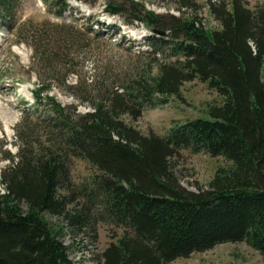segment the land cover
<instances>
[{"label": "trees", "instance_id": "obj_1", "mask_svg": "<svg viewBox=\"0 0 264 264\" xmlns=\"http://www.w3.org/2000/svg\"><path fill=\"white\" fill-rule=\"evenodd\" d=\"M10 5L0 0L4 25L10 22ZM56 9L63 19L67 6ZM126 9L109 5L106 12L127 11L132 23L167 32L145 37L146 53L157 62L165 55L164 60L157 74L150 70L147 78H127L116 90L91 79L87 86L106 90L87 100L92 110L86 113L56 102L48 95L56 78L43 81L36 72L42 83L33 92L35 111H24L18 153L5 156L12 164L0 181V264H75L62 240L65 228L55 229L45 214L79 231L96 233L99 219L121 228L122 237L103 252L104 264H170L240 242L264 259V5L253 11L245 0L212 3L210 12L221 24L214 32L197 17L164 16L137 3ZM31 48L40 67L44 55ZM197 79L224 100L210 106L211 119L177 123L166 137L146 136L123 120L138 121L146 108L166 105L168 96L180 97L184 84ZM40 117L43 141L35 142L28 124ZM182 149L224 157L233 167L219 169L208 190H187L171 167ZM74 158L99 172L79 192L71 186ZM79 195L86 202L79 203Z\"/></svg>", "mask_w": 264, "mask_h": 264}, {"label": "rangeland", "instance_id": "obj_2", "mask_svg": "<svg viewBox=\"0 0 264 264\" xmlns=\"http://www.w3.org/2000/svg\"><path fill=\"white\" fill-rule=\"evenodd\" d=\"M8 1L12 4L11 18H7L10 22L4 25L0 17V181L3 170L12 164L5 156L18 153L17 127L22 122L24 111H35L33 92L42 83L36 72L43 81L56 78L48 95L62 106L69 107L70 111L77 109L79 113L91 111V101L87 100H92L95 94L105 93L106 89L99 91L87 86L91 79L110 83L106 85L108 89L110 85L116 90L127 78H147L150 70L157 74V64L164 60L165 55L157 62L156 57L146 53L148 44L145 37L152 34L151 29L139 22L132 23L134 17L127 11L120 16L108 14L107 6L126 9L129 4L137 3L164 16L197 17L206 30L214 32L221 29V24L211 14V4L228 3L230 0ZM245 1L253 11L264 5V0ZM64 4L67 6L65 17L59 19L55 15L56 6ZM97 20L105 26L97 24ZM91 27L93 30H89ZM60 35L63 37L60 38ZM56 37L61 40L58 47L54 44ZM71 37L76 43L67 40H72ZM31 46H37L44 55L40 67L33 62L34 50ZM78 84V89L72 88ZM46 86L49 87L48 83ZM167 98L166 105L146 108L138 121H132L128 116H124L123 120L146 136L166 137L177 123L198 118L211 119L210 106H219L224 102L216 91L209 89L208 83L199 79L186 82L180 97ZM44 124L42 117L39 123L28 124L34 132L32 140L35 142L43 141L39 135L44 134ZM171 167L180 186L197 192L199 187L208 190L219 169L229 170L233 163L224 157L213 158L204 152L196 154L190 149H182L171 160ZM98 174L85 160L74 158L71 162V186L77 192L82 186H91L92 178ZM1 191H5L3 186ZM79 196V203L86 202L82 195ZM23 208L27 209L25 204ZM45 218L55 229L65 228L62 240L75 264H104L103 252L117 243L124 233L121 228L100 219L94 233L88 228L83 231L72 229L52 214H45ZM170 264H264V259L260 252L240 242L220 244L212 250L194 253L188 259L180 258Z\"/></svg>", "mask_w": 264, "mask_h": 264}, {"label": "water", "instance_id": "obj_3", "mask_svg": "<svg viewBox=\"0 0 264 264\" xmlns=\"http://www.w3.org/2000/svg\"><path fill=\"white\" fill-rule=\"evenodd\" d=\"M151 33L154 34V35H157V33H159V34H161V35H163V36L166 35V32H164V31H158V30H155V29H153V30L151 31Z\"/></svg>", "mask_w": 264, "mask_h": 264}, {"label": "bare ground", "instance_id": "obj_4", "mask_svg": "<svg viewBox=\"0 0 264 264\" xmlns=\"http://www.w3.org/2000/svg\"><path fill=\"white\" fill-rule=\"evenodd\" d=\"M165 32V31H164ZM157 36L158 37H166L167 36V32H166V35L165 36H163V35H161V34H159V33H157Z\"/></svg>", "mask_w": 264, "mask_h": 264}]
</instances>
